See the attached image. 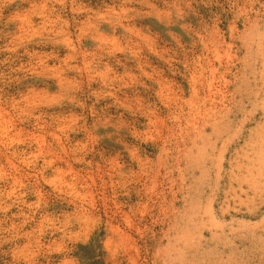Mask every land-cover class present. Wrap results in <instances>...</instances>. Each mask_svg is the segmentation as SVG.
Returning a JSON list of instances; mask_svg holds the SVG:
<instances>
[{
  "label": "rangeland",
  "instance_id": "1",
  "mask_svg": "<svg viewBox=\"0 0 264 264\" xmlns=\"http://www.w3.org/2000/svg\"><path fill=\"white\" fill-rule=\"evenodd\" d=\"M0 264H264V0H0Z\"/></svg>",
  "mask_w": 264,
  "mask_h": 264
}]
</instances>
